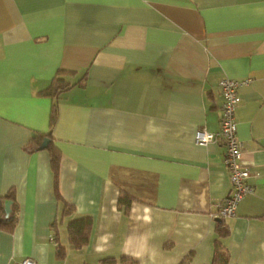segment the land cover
Instances as JSON below:
<instances>
[{"label": "crops", "instance_id": "crops-1", "mask_svg": "<svg viewBox=\"0 0 264 264\" xmlns=\"http://www.w3.org/2000/svg\"><path fill=\"white\" fill-rule=\"evenodd\" d=\"M57 69L73 85L40 95ZM224 77L252 192L220 242L264 264V0H0V264H208L231 183L222 141L194 136L219 129Z\"/></svg>", "mask_w": 264, "mask_h": 264}, {"label": "built area", "instance_id": "built-area-1", "mask_svg": "<svg viewBox=\"0 0 264 264\" xmlns=\"http://www.w3.org/2000/svg\"><path fill=\"white\" fill-rule=\"evenodd\" d=\"M218 83L222 95L219 129L213 132L199 128L195 132L194 139L199 145L217 140H221L224 144L225 151L222 161L229 175L231 190L216 205L213 216L226 218L236 214L239 203L246 194L252 192V187L247 181L250 172L241 163L243 145L237 135L235 118V109L240 100L238 87L241 83L227 77L221 78ZM13 264H35V262L31 258H25Z\"/></svg>", "mask_w": 264, "mask_h": 264}, {"label": "trees", "instance_id": "trees-1", "mask_svg": "<svg viewBox=\"0 0 264 264\" xmlns=\"http://www.w3.org/2000/svg\"><path fill=\"white\" fill-rule=\"evenodd\" d=\"M73 73L74 72H71L69 70L57 69L55 75L53 76L49 84L44 89L39 91L40 95H44L52 99H56L61 93H63L73 85V83L67 80V77L71 76ZM81 80L82 79H80L79 82ZM55 117H56V104L54 103L51 108L49 130L47 134H45L46 136H44L43 138L42 146L43 148H46L47 151L49 152L51 169L53 171L54 177L56 178L60 154L58 148L54 144H52V141L49 137L51 134V129L55 122ZM39 136L40 134H38L36 137ZM8 197L9 196H5V198ZM132 201H133L132 197L129 196L127 193L122 191L120 192L118 197V204L120 206H122L127 210ZM70 208L71 206H69L68 204H64L62 214L67 215L68 212L70 211ZM3 209L4 208L0 200V227H3L6 230H11L14 221L11 218H6V219L3 218ZM216 219H217V225H216L217 239H215L213 253L211 256V260L208 264H230L227 252L223 249V246L221 245L220 242V238L228 234L227 230L224 227L225 218L219 217ZM90 220H91L90 217L87 216L82 218H76L69 222V227H68L69 240L71 244L74 245L75 247H80L82 244L86 243L87 235L85 236V232L90 224ZM179 264H184V262H180Z\"/></svg>", "mask_w": 264, "mask_h": 264}, {"label": "water", "instance_id": "water-1", "mask_svg": "<svg viewBox=\"0 0 264 264\" xmlns=\"http://www.w3.org/2000/svg\"><path fill=\"white\" fill-rule=\"evenodd\" d=\"M7 209V208H6ZM6 211H8V210H6Z\"/></svg>", "mask_w": 264, "mask_h": 264}]
</instances>
